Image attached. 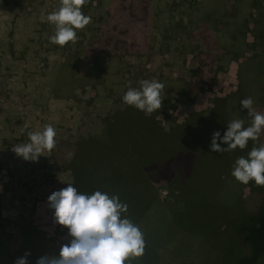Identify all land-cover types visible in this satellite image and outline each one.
Returning a JSON list of instances; mask_svg holds the SVG:
<instances>
[{"label": "rangeland", "instance_id": "1", "mask_svg": "<svg viewBox=\"0 0 264 264\" xmlns=\"http://www.w3.org/2000/svg\"><path fill=\"white\" fill-rule=\"evenodd\" d=\"M161 1L87 0L82 12L92 22L76 30L75 43L59 46L50 43L55 25L44 17L60 0H0V264L25 253L28 264L59 256L71 238L48 198L69 183L128 205L123 215L140 227L146 246L125 264H233L245 252L243 238L264 213V186L242 184L231 172L264 144V134L222 154L210 144L234 119L250 126L243 99L264 113V38L233 56L225 37L210 41L220 29L210 8L218 3ZM233 1L221 6L255 26L253 35L264 34V0L255 2L259 12ZM167 39L171 49L161 54ZM141 80L165 85L160 110L146 114L123 102ZM193 109L200 117L191 126ZM49 124L57 131L54 149L35 162L18 157L12 148L28 142L27 132Z\"/></svg>", "mask_w": 264, "mask_h": 264}, {"label": "clouds", "instance_id": "2", "mask_svg": "<svg viewBox=\"0 0 264 264\" xmlns=\"http://www.w3.org/2000/svg\"><path fill=\"white\" fill-rule=\"evenodd\" d=\"M61 6L47 14L44 19L55 25V34L50 43L64 46L78 40L76 30H82L92 22L82 12L87 0H60ZM139 88H129L123 102L139 111L151 114L162 108L165 85L156 80H141ZM251 97L240 104L248 110L250 126L245 127L243 119L237 118L227 124V131L221 138L220 132L212 134L210 151L224 153L234 149H245L248 142L257 141L264 134V113L257 112ZM56 129L45 125L42 131H28V142L12 148L25 161H37L44 151L55 147ZM219 141V143H218ZM227 147H221V145ZM232 177L242 184L254 181L264 186V144L254 146L247 157H239L231 172ZM48 203L54 210L56 223L68 229L71 238L60 247L59 256L45 255L36 264H125L130 257H141L145 251L144 234L126 214L128 205L118 195L109 196L95 191L91 195L81 193L71 183L66 188L53 192ZM24 257L15 264H28Z\"/></svg>", "mask_w": 264, "mask_h": 264}, {"label": "trees", "instance_id": "3", "mask_svg": "<svg viewBox=\"0 0 264 264\" xmlns=\"http://www.w3.org/2000/svg\"><path fill=\"white\" fill-rule=\"evenodd\" d=\"M186 1L190 2L192 0H181L180 3L183 4ZM212 1H214L215 3H218L217 5L215 4V6H213V7L210 6V8H211L212 15H214V16H212V18L214 19L213 21L217 22V24H218V22L220 23V26H219L220 29L217 30V33L219 34V36L216 33V35L213 37L214 41H212L210 39L211 42L219 43L220 41H222V38L225 37L226 40H229V44H230L229 45L230 46V51L229 52L233 56H236L235 52H237V51L240 52L242 48H247V49L251 50L252 46H253V40L255 41V40L258 39L260 41L261 38H264L263 32H258L257 35H253L252 28L255 27V26H252L251 28H249L248 24L243 22L242 16H234V15H230V13H227L226 12V8L224 9V7L221 6V2H223V0H212ZM243 1H245V2H243ZM256 1L259 2L258 0H234L233 3H234V5H239V4H243L244 3V5H246V6L249 5L248 8H250L251 10L254 9V11L257 10L256 12H259L260 6H258V5L256 6V3H255ZM155 3H157L158 5L164 6V2H162L161 0H155ZM206 4H208V5L210 4L211 5V3L208 0H206ZM233 8H235V7H233ZM220 11L222 13H220ZM188 18H189L188 22H191L190 21L191 15ZM231 18H232V20H231ZM250 18L252 19L253 24H257L256 25V27H257L259 25V22L256 21L255 16L251 15ZM258 18H261V20H262V19H264V16L259 15ZM199 19L206 24L207 29H209V31L212 30L211 29L212 26L208 25V23H206V21H205V19L203 17H200ZM221 19L223 20V22H222ZM230 20H231V23L229 22ZM209 21L210 20H208V22ZM180 22H181V19L177 20L175 22V25L179 26ZM191 23H190V25H191ZM227 24H229V25H227ZM214 26H215V24L213 23V27ZM236 26H237V29H236ZM231 27H233L232 31H231ZM242 27L246 28L248 30L247 33L251 34L250 38H251L252 41L251 40L249 41L248 39L241 37V35H243L242 34V30H241ZM183 29H184V27H183ZM235 29L237 31L236 35H235ZM185 30H186V28L184 29V31ZM204 37H207V35L204 36ZM169 40L170 39L164 40L162 45L160 43V47L163 50L161 48L158 49V50H159V52L161 54L168 53L169 50L171 49V48L169 49V46H168V44H169L168 42H170ZM237 40L241 41V43H242L240 45L241 48H239V49L235 48V45L237 44ZM178 45H181L183 48H185L186 45H187L186 39H185V41L183 43H179ZM163 47H165L166 49H164ZM246 62H247V60H246ZM185 90L187 91L189 89H185ZM188 96L189 95L187 93L183 94V97L186 100L188 99ZM192 98H193V96H191V99ZM195 115H196L195 116L196 118L199 117V114H195ZM194 118H193V120H194ZM196 124H197V120H196V122H193L190 125L193 126V125H196ZM79 158H80V156H79ZM25 227L27 229H29V228L31 229L32 228L29 225H26ZM243 241H244L246 250H245V252L243 254L239 255L236 258V260H235V262L233 264H258L259 263L258 260L260 258H261L260 260H262V262L264 264V213H262L261 215H259L256 218L252 228L247 230V235L243 238Z\"/></svg>", "mask_w": 264, "mask_h": 264}, {"label": "crops", "instance_id": "4", "mask_svg": "<svg viewBox=\"0 0 264 264\" xmlns=\"http://www.w3.org/2000/svg\"><path fill=\"white\" fill-rule=\"evenodd\" d=\"M203 96V94H198L197 95V97H195L194 99L196 100V99H200V97H202ZM195 100H194V102H193V104H191L192 106L193 105H195ZM215 100H217V99H215ZM214 101V100H213ZM213 101H212V103H213ZM211 106H212V104H211ZM203 106H201L200 105V107L199 108H202ZM204 108V107H203ZM211 107H209L208 109H207V112L209 111V109H210ZM201 110H203V109H201ZM189 112V114L191 113V116L194 118L196 115L195 114H199V117H200V113H198L199 112V110H196V109H193V111L191 112V111H188ZM196 120H197V118L195 117L194 118V120H193V122H196Z\"/></svg>", "mask_w": 264, "mask_h": 264}]
</instances>
